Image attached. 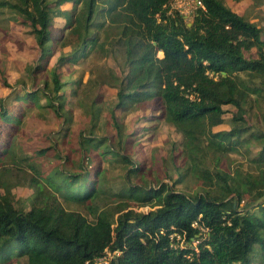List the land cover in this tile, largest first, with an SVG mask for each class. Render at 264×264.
<instances>
[{
    "label": "trees",
    "instance_id": "16d2710c",
    "mask_svg": "<svg viewBox=\"0 0 264 264\" xmlns=\"http://www.w3.org/2000/svg\"><path fill=\"white\" fill-rule=\"evenodd\" d=\"M101 1L0 0V13L5 10L26 26L39 47L38 59L26 67L31 80L45 72L64 27L77 43L68 55H60V64H76L116 42L125 72L106 81L117 88L116 105L155 109L158 114L145 119H163L182 134L185 169L199 174L208 189L189 195L169 188L146 166L138 136L144 128L127 131L111 112L118 148L112 149L105 138L80 133V158L65 157L68 168L51 162L41 163L40 171L34 168L28 207L15 206L13 185L0 172V264L19 259L25 264H94L106 249L114 252L106 264H264V201H259L264 198V130L245 119L252 109L251 94L264 95V28L225 0H200L204 8L196 10L190 24L178 13H165L167 0ZM67 2H72L70 9H54ZM55 17L64 19V27L55 25ZM252 50L255 57L244 56ZM49 73L37 89L22 87L10 93L8 105L4 98L0 101V168L6 173L11 172L7 163L46 159L55 149L24 152L18 134L25 110L48 108L68 120L66 91L76 94L80 79L63 77L58 66ZM226 106L235 109L233 127L205 132L202 125L208 119L214 125L223 122ZM240 144L258 148L250 157L256 174L206 166L210 152L227 153ZM130 152L138 153L132 157ZM55 155L59 157L57 150ZM112 160L125 168L126 184L118 192L105 186L102 162ZM248 189V203L257 202L250 212L239 209ZM71 205L85 213L67 208Z\"/></svg>",
    "mask_w": 264,
    "mask_h": 264
},
{
    "label": "rangeland",
    "instance_id": "374dc122",
    "mask_svg": "<svg viewBox=\"0 0 264 264\" xmlns=\"http://www.w3.org/2000/svg\"><path fill=\"white\" fill-rule=\"evenodd\" d=\"M101 2H104L102 0ZM226 4L238 14H243L249 20L264 28V0L258 3L253 0H225ZM72 2H67L61 6H55L54 9H70ZM55 25L64 27L65 22L61 17L54 18ZM67 28H63V34L59 37L57 44L54 46V52L49 56L46 64L45 72L40 74L35 80H31L26 67L33 65L38 59L40 51L33 36L29 34L26 26L12 15L4 12L0 13V101L4 98L6 105L10 102V93L20 88L37 89L43 84L45 79L49 80L50 69L56 66L63 77L72 76L80 79V86L76 94H72L67 90L69 97L68 120L55 115L53 110L48 108L37 109L32 108L25 110L21 130L18 134V141L22 145L25 153H33L34 150L41 147H52L59 153V157L55 155L56 150H51L46 159L43 157H35L29 159L28 164L20 163V165H11L7 163L6 167L11 168V172L6 173L3 167L1 179L11 183L13 202L16 207H28L30 197L34 191V186L30 183V179L35 177L34 168L40 171L43 168L41 163L51 162L58 165L59 168H68L65 157L69 160L77 161L80 158L78 151L79 134H91L94 137L105 138L112 149H117L115 142V134L110 121V113L113 112L119 124H122L125 130L137 127H143L144 130L138 132V136L142 143V151L147 155V167L154 168L155 176L166 183L169 188H175L187 194L205 191L207 188L203 184L199 174L188 172L186 168V158L180 152L182 150L183 136L172 125L166 123L163 119L149 120L144 115H157L155 109L149 104H133L129 107L121 108L116 105L118 98L116 97L117 88L106 82L110 75L115 74L118 78L122 77L125 72V61L121 47L116 43H107L104 52L92 51L87 57L78 59L76 64L66 62L60 64L58 58L60 55H68L72 48L76 45V38H68ZM69 41L67 46H61V42ZM161 55L160 52L157 53ZM245 57H255L254 50L251 52L244 51ZM4 79L6 84L4 83ZM9 84L10 87L6 85ZM12 87V88H11ZM252 109L245 115L248 124L257 129L264 130V95L257 96L251 94ZM41 103H44L41 100ZM226 112L223 114V122L214 125L208 119L202 125V129L207 133L215 131H227L233 125L230 123L234 111L231 106L225 107ZM143 117V118H142ZM55 143V144H54ZM258 148H246L244 144L237 145L236 150L227 153L210 152L205 158V164L210 170L221 169L231 174H256L257 166L250 160L255 155ZM131 153V152H130ZM136 153H131L132 157ZM40 162V164H35ZM47 163V164H49ZM105 168V186L113 191H120L126 184L124 178L125 168L115 161L102 162ZM182 175L180 182L173 183ZM205 180L210 181L208 178ZM154 184L153 180L151 181ZM250 189L244 193V198L240 203V210L253 211L257 202L248 203L250 197ZM264 201V198L259 200ZM117 201H114L116 203ZM233 200L229 199V204ZM74 209L85 213V211L76 205L67 208ZM137 211H148L149 206H140L139 208L131 206ZM182 241V240H180ZM196 244V241L193 242ZM13 264H25L24 259H19ZM258 264V263H254Z\"/></svg>",
    "mask_w": 264,
    "mask_h": 264
},
{
    "label": "built area",
    "instance_id": "2783aa9c",
    "mask_svg": "<svg viewBox=\"0 0 264 264\" xmlns=\"http://www.w3.org/2000/svg\"><path fill=\"white\" fill-rule=\"evenodd\" d=\"M162 7L167 15L178 13L183 21L188 24L191 23L196 10L204 8L200 0H167ZM156 16L159 17L158 14H156ZM113 255L114 252H110L106 249L103 255L95 258L94 264H106Z\"/></svg>",
    "mask_w": 264,
    "mask_h": 264
}]
</instances>
